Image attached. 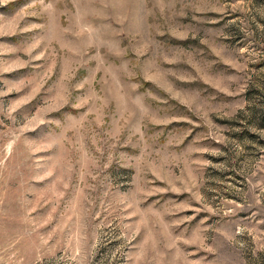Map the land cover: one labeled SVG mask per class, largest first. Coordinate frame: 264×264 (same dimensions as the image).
<instances>
[{
  "label": "rangeland",
  "instance_id": "rangeland-1",
  "mask_svg": "<svg viewBox=\"0 0 264 264\" xmlns=\"http://www.w3.org/2000/svg\"><path fill=\"white\" fill-rule=\"evenodd\" d=\"M0 264H264V0H0Z\"/></svg>",
  "mask_w": 264,
  "mask_h": 264
}]
</instances>
